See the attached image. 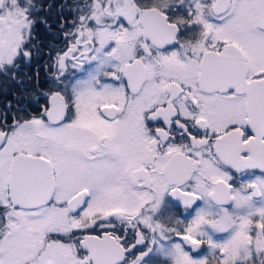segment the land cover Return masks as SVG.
Here are the masks:
<instances>
[{"label":"snow or ice","instance_id":"1","mask_svg":"<svg viewBox=\"0 0 264 264\" xmlns=\"http://www.w3.org/2000/svg\"><path fill=\"white\" fill-rule=\"evenodd\" d=\"M0 96V264H264V0H0Z\"/></svg>","mask_w":264,"mask_h":264},{"label":"flooded vegetation","instance_id":"2","mask_svg":"<svg viewBox=\"0 0 264 264\" xmlns=\"http://www.w3.org/2000/svg\"><path fill=\"white\" fill-rule=\"evenodd\" d=\"M50 2V0H49ZM38 32H39V38L41 40H44L45 41V44L47 45V42L49 40V37L47 36V34L45 33L43 27L41 26L39 29H38ZM47 60V56H43L41 59H39L38 61L34 62V65H33V69H35L36 65L39 64L40 65V77H41V81H43L44 79V74H45V69L43 67L45 61ZM5 103V98L0 96V107L3 106V104Z\"/></svg>","mask_w":264,"mask_h":264}]
</instances>
